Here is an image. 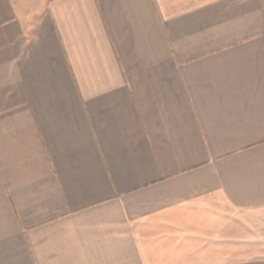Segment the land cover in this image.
Masks as SVG:
<instances>
[{"label":"crops","instance_id":"obj_1","mask_svg":"<svg viewBox=\"0 0 264 264\" xmlns=\"http://www.w3.org/2000/svg\"><path fill=\"white\" fill-rule=\"evenodd\" d=\"M228 210L264 219V0H0V264H264Z\"/></svg>","mask_w":264,"mask_h":264},{"label":"rangeland","instance_id":"obj_2","mask_svg":"<svg viewBox=\"0 0 264 264\" xmlns=\"http://www.w3.org/2000/svg\"><path fill=\"white\" fill-rule=\"evenodd\" d=\"M226 212L212 214L213 219L202 222L201 227L228 248L230 261L264 258V219Z\"/></svg>","mask_w":264,"mask_h":264}]
</instances>
